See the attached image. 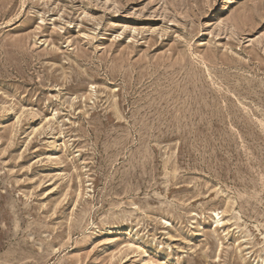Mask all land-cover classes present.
<instances>
[{"label":"rangeland","instance_id":"rangeland-1","mask_svg":"<svg viewBox=\"0 0 264 264\" xmlns=\"http://www.w3.org/2000/svg\"><path fill=\"white\" fill-rule=\"evenodd\" d=\"M0 264H264V0H0Z\"/></svg>","mask_w":264,"mask_h":264}]
</instances>
